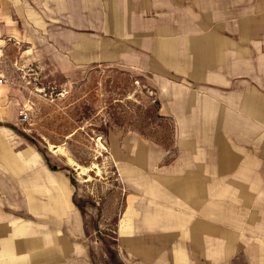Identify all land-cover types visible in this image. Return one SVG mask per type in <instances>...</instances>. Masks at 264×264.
Masks as SVG:
<instances>
[{
    "label": "crops",
    "instance_id": "obj_1",
    "mask_svg": "<svg viewBox=\"0 0 264 264\" xmlns=\"http://www.w3.org/2000/svg\"><path fill=\"white\" fill-rule=\"evenodd\" d=\"M9 50L17 62L40 61L66 78L103 59L121 62L146 77L161 113L185 135L178 166L190 180L140 187L129 205L138 215L128 219L125 208L118 224L122 264H264V239L242 236L248 222L264 226V209L253 204L247 215L240 207L245 215L218 225L210 204L212 180L223 196L243 195L225 189L228 180L264 192V0H0V58ZM49 175L24 191L38 222L0 224V264H108L72 191ZM226 226L235 234L210 238Z\"/></svg>",
    "mask_w": 264,
    "mask_h": 264
},
{
    "label": "rangeland",
    "instance_id": "obj_2",
    "mask_svg": "<svg viewBox=\"0 0 264 264\" xmlns=\"http://www.w3.org/2000/svg\"><path fill=\"white\" fill-rule=\"evenodd\" d=\"M18 56L9 50L0 58V224L38 222L24 191L26 187L36 191L42 184L36 177L44 171L52 183L72 191L88 239H98L100 261L122 264L116 246L118 224L125 208L128 219L138 215L129 212V205L138 203L140 187L151 192L164 183L177 186L190 180L179 175L178 143L185 135L176 130L173 117L161 113V102L146 77L121 62L103 59L66 78L40 61L17 62ZM22 108L28 112L25 122L19 119ZM210 166L212 173L219 167ZM259 168L264 170V165ZM190 182L202 194L203 181ZM218 183L211 181L212 222L223 225L245 215V209L249 215L253 204L264 209L262 189L259 196L245 190L249 180L223 183L225 189L243 195H219ZM198 196L201 203L203 196ZM235 204L244 210L235 212ZM245 226L243 239H264V226L251 227L249 222ZM225 228L210 238L235 234L234 227Z\"/></svg>",
    "mask_w": 264,
    "mask_h": 264
},
{
    "label": "built area",
    "instance_id": "obj_3",
    "mask_svg": "<svg viewBox=\"0 0 264 264\" xmlns=\"http://www.w3.org/2000/svg\"><path fill=\"white\" fill-rule=\"evenodd\" d=\"M2 83H3V79H2V77H0V85H1ZM19 119H20V121H22V122L27 121V119H28V112H27V109L22 108V109L19 110Z\"/></svg>",
    "mask_w": 264,
    "mask_h": 264
},
{
    "label": "bare ground",
    "instance_id": "obj_4",
    "mask_svg": "<svg viewBox=\"0 0 264 264\" xmlns=\"http://www.w3.org/2000/svg\"><path fill=\"white\" fill-rule=\"evenodd\" d=\"M101 144V143H100ZM101 146H102V144H101ZM103 147V146H102Z\"/></svg>",
    "mask_w": 264,
    "mask_h": 264
}]
</instances>
